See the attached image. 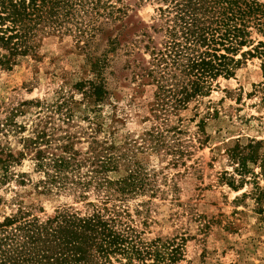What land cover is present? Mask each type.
<instances>
[{
	"label": "rangeland",
	"instance_id": "374dc122",
	"mask_svg": "<svg viewBox=\"0 0 264 264\" xmlns=\"http://www.w3.org/2000/svg\"><path fill=\"white\" fill-rule=\"evenodd\" d=\"M125 2L130 9L123 20L104 24L92 38L91 49L100 55L125 26L117 49L107 53L109 93L103 103L77 86L94 73L83 43L72 35H47L35 51L18 56L12 69L0 70V150L8 161L6 174L0 170V221L20 206L44 218L64 206L85 212L89 201H99L98 176L125 177L136 163L147 189L124 207L146 240L161 237L180 245L181 258L173 264H264V194L256 188L264 189V170L258 159L241 176L232 158L233 146L247 153L252 141L260 142L264 156L261 59L247 56L232 77H219L209 96L186 109L155 111L156 86L138 74L150 61L149 37L156 45L163 38L162 3ZM175 127L180 134L168 131ZM152 129L164 131L165 146L153 148ZM30 138L37 142L29 144ZM67 144L79 163L70 179H95L88 188L46 191L36 151L66 155ZM172 148L179 152L177 163ZM107 160L113 162L108 170L101 167Z\"/></svg>",
	"mask_w": 264,
	"mask_h": 264
},
{
	"label": "trees",
	"instance_id": "16d2710c",
	"mask_svg": "<svg viewBox=\"0 0 264 264\" xmlns=\"http://www.w3.org/2000/svg\"><path fill=\"white\" fill-rule=\"evenodd\" d=\"M139 1L162 3L158 11L163 38L156 45L149 37L145 48L150 61L138 74L156 86L155 111L186 109L191 101L209 96L218 78L232 77L247 56L261 59L264 77V1ZM129 9L125 0H0V70L12 69L18 56L35 51L47 35H72L78 44L83 43L86 64L94 73V78L77 86L80 90L87 87L86 91L101 104L109 93L107 53L117 49L125 26L122 24L118 35L109 38V48L100 55L91 49L92 38L104 24L122 21ZM258 86L264 100V81ZM177 129L168 131L180 134ZM148 135L155 141L154 149L165 146L164 131L152 129ZM29 141L37 142L32 138ZM246 147L247 153L238 144L232 148L241 176L258 159L264 170L260 142L252 141ZM64 149L66 155L55 157L43 149L36 151V166L47 175L45 190H52V186L88 188L95 177L71 180L68 173L79 166L77 152L68 144ZM170 151L173 163H177L179 152L173 148ZM1 154L2 150L0 170L6 174L8 161ZM111 165L113 162L107 160L101 167L108 170ZM132 166L129 174L119 179L98 176L94 182L100 203L89 201L85 212L64 206L44 218L20 206L16 213L5 216L0 221V264H173L180 259V245L161 237L146 240L144 231L124 207L128 198L146 191L148 184L142 166ZM256 188L264 194L259 185ZM79 197L88 199L84 192Z\"/></svg>",
	"mask_w": 264,
	"mask_h": 264
}]
</instances>
